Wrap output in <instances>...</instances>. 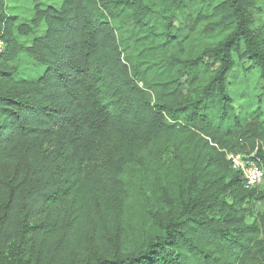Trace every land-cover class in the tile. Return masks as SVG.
Instances as JSON below:
<instances>
[{"label":"trees","instance_id":"trees-1","mask_svg":"<svg viewBox=\"0 0 264 264\" xmlns=\"http://www.w3.org/2000/svg\"><path fill=\"white\" fill-rule=\"evenodd\" d=\"M33 1L21 28L0 0V248L31 232L30 264H264V223L247 214L264 183L245 187L227 158L255 152L264 166V125L244 124L227 88L235 54L264 81L253 0H204L188 31L176 14L190 0ZM42 24L30 44L18 38ZM198 24L211 32L203 44L191 38ZM22 53L43 66L36 79L15 77ZM162 139L206 150L209 197L196 189L179 203H152L131 180L132 158ZM14 159L26 174L5 190ZM90 242L94 253L77 259Z\"/></svg>","mask_w":264,"mask_h":264},{"label":"rangeland","instance_id":"rangeland-1","mask_svg":"<svg viewBox=\"0 0 264 264\" xmlns=\"http://www.w3.org/2000/svg\"><path fill=\"white\" fill-rule=\"evenodd\" d=\"M7 12L11 15H17L18 25L30 23L35 2L33 0H4ZM63 0H41L45 5H55L60 7ZM205 5L204 0H190L186 4L181 3L177 7L176 19L179 21V28L182 31H188L196 18V8L201 4ZM255 21L254 28L264 37V0H253ZM184 4V5H183ZM198 24L197 31L191 38L195 44H203L210 37V30L200 32L201 26ZM45 29L42 24L39 28H33L29 34L18 33V38L27 44H30L36 35H39ZM194 54L198 52H193ZM189 57V55H186ZM235 66L228 74L227 88L233 99L237 114L244 124L250 122H261L264 125V81L258 67L249 60L243 58L240 54H235ZM16 78L33 80L43 73L41 66L26 53H22L15 63ZM212 75L211 71L203 73L199 78L196 87V94H199L203 85ZM45 148L52 146L51 142L45 143ZM239 150V149H238ZM248 150L244 147L239 151ZM209 155L206 150H195L182 144L179 141L162 139L148 145L144 153L137 154L129 163V174L133 182L143 185L146 193L149 195L152 203H157V197L160 200L169 199L174 203H179L183 199L188 200L194 190L203 191L202 198L209 197L211 188L214 187L209 175L210 167L208 165ZM26 174V166L23 161L14 159L3 168V182L5 190L11 185L16 184ZM224 198L232 202V196L225 195ZM247 214L250 221H256L259 225L264 223V186L257 188L247 201ZM45 215L41 214L29 219L32 226L41 224ZM32 233H27L25 242H18L14 245H8L0 248V264H30L27 261L31 250ZM27 243V244H26ZM96 246L90 242L77 256V259L90 257ZM244 264H263L259 258L251 257Z\"/></svg>","mask_w":264,"mask_h":264},{"label":"built area","instance_id":"built-area-1","mask_svg":"<svg viewBox=\"0 0 264 264\" xmlns=\"http://www.w3.org/2000/svg\"><path fill=\"white\" fill-rule=\"evenodd\" d=\"M4 48V41L0 39V53ZM227 158L233 167L240 171L245 187L253 188L264 183V166L256 153L228 152Z\"/></svg>","mask_w":264,"mask_h":264}]
</instances>
